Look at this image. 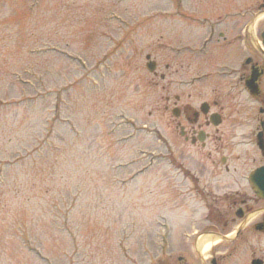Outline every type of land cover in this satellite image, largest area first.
Wrapping results in <instances>:
<instances>
[{"label":"rangeland","instance_id":"obj_1","mask_svg":"<svg viewBox=\"0 0 264 264\" xmlns=\"http://www.w3.org/2000/svg\"><path fill=\"white\" fill-rule=\"evenodd\" d=\"M168 1L39 0L31 10L29 0H0V264H46L26 250V237L50 264H156L167 255L200 264L186 236L202 208L180 196L154 138L158 130L171 143L175 132L144 56L158 54L160 65L169 48L197 40L200 29L176 16L215 21L248 12L251 0ZM56 94L77 132L57 124L34 151ZM246 238L225 264L264 252V236Z\"/></svg>","mask_w":264,"mask_h":264},{"label":"flooded vegetation","instance_id":"obj_2","mask_svg":"<svg viewBox=\"0 0 264 264\" xmlns=\"http://www.w3.org/2000/svg\"><path fill=\"white\" fill-rule=\"evenodd\" d=\"M250 7V16L210 22L215 36L201 57L191 42L185 64L173 57L159 71L160 112L175 132L171 156L188 194L207 201V220H218L223 232L236 223L244 222V232L264 225V195L247 184L250 172L264 169V0ZM179 74L187 79L177 92Z\"/></svg>","mask_w":264,"mask_h":264},{"label":"water","instance_id":"obj_3","mask_svg":"<svg viewBox=\"0 0 264 264\" xmlns=\"http://www.w3.org/2000/svg\"><path fill=\"white\" fill-rule=\"evenodd\" d=\"M147 59H148V57H147ZM147 69H148L149 71H152V70H153V63H149V64L147 65ZM260 177H262L261 174L257 176V178H259V180H260ZM253 264H260V263H259V262H254Z\"/></svg>","mask_w":264,"mask_h":264},{"label":"bare ground","instance_id":"obj_4","mask_svg":"<svg viewBox=\"0 0 264 264\" xmlns=\"http://www.w3.org/2000/svg\"><path fill=\"white\" fill-rule=\"evenodd\" d=\"M211 244H212L211 242L206 241V243L204 244V247H203L204 250H205L206 248H207V249L210 248L209 245H211Z\"/></svg>","mask_w":264,"mask_h":264},{"label":"clouds","instance_id":"obj_5","mask_svg":"<svg viewBox=\"0 0 264 264\" xmlns=\"http://www.w3.org/2000/svg\"><path fill=\"white\" fill-rule=\"evenodd\" d=\"M251 222V221H250ZM211 245H209V247H210ZM205 251H207V248L205 249Z\"/></svg>","mask_w":264,"mask_h":264}]
</instances>
